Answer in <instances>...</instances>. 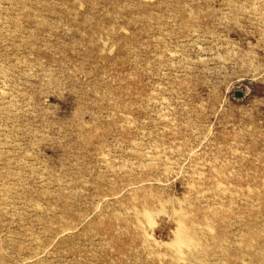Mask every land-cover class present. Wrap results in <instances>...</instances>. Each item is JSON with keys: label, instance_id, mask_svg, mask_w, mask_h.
Here are the masks:
<instances>
[{"label": "rangeland", "instance_id": "374dc122", "mask_svg": "<svg viewBox=\"0 0 264 264\" xmlns=\"http://www.w3.org/2000/svg\"><path fill=\"white\" fill-rule=\"evenodd\" d=\"M0 264H264V0H0Z\"/></svg>", "mask_w": 264, "mask_h": 264}, {"label": "bare ground", "instance_id": "6f19581e", "mask_svg": "<svg viewBox=\"0 0 264 264\" xmlns=\"http://www.w3.org/2000/svg\"><path fill=\"white\" fill-rule=\"evenodd\" d=\"M142 198H143V197H142ZM145 199H146V198H145ZM147 201H148V200H147ZM144 202H145V201H144ZM150 202H151V201H150ZM145 205H146V204H145ZM147 205H148V203H147ZM179 210H180V209H179ZM146 215H147V214H146ZM180 216H181V215H180ZM183 217H184V220L187 219L185 215H184ZM149 221H150V220H149ZM185 222H186V221H185ZM147 224H148V223H147ZM147 224H146V225H147ZM175 229H176V228H175ZM180 230H182V231H181V235H182V233L184 234V236L187 235V226H185V225L182 226V225H181ZM141 237H142V235H141ZM181 244H183V242H181ZM174 245L177 246V248H178L180 244H179V242H177V244H174ZM182 246H183V245H182ZM171 247H172V246H171ZM177 248H175V249H177ZM175 249H174V247H173V251H175ZM177 250H178V249H177ZM177 250H176V251H177ZM176 251H175L176 254H178V253L180 252V251H179V252L177 253ZM180 255H181V254H180ZM177 260H178V259H177ZM243 263H244V262H243Z\"/></svg>", "mask_w": 264, "mask_h": 264}, {"label": "water", "instance_id": "95a60500", "mask_svg": "<svg viewBox=\"0 0 264 264\" xmlns=\"http://www.w3.org/2000/svg\"><path fill=\"white\" fill-rule=\"evenodd\" d=\"M239 94V93H238Z\"/></svg>", "mask_w": 264, "mask_h": 264}]
</instances>
